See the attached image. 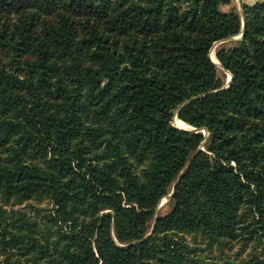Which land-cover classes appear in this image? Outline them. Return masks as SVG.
Here are the masks:
<instances>
[{
  "label": "trees",
  "instance_id": "trees-1",
  "mask_svg": "<svg viewBox=\"0 0 264 264\" xmlns=\"http://www.w3.org/2000/svg\"><path fill=\"white\" fill-rule=\"evenodd\" d=\"M231 1L0 0V262L264 264V0L238 38Z\"/></svg>",
  "mask_w": 264,
  "mask_h": 264
},
{
  "label": "rangeland",
  "instance_id": "rangeland-1",
  "mask_svg": "<svg viewBox=\"0 0 264 264\" xmlns=\"http://www.w3.org/2000/svg\"><path fill=\"white\" fill-rule=\"evenodd\" d=\"M256 1H260V0H232L230 4H224L222 8L225 11H230L231 9H235L239 11V13L242 15V11L244 12L243 5L253 4ZM239 36H241V34ZM228 40L229 39L219 40L216 43H214V45L211 48V56L213 60H215L218 63L219 75L221 76V78L225 80L226 85L228 84V81L230 80L232 74L228 70H226L225 67H223V65H221L219 60H217L218 58H217L216 52L218 48L220 47L221 43H225ZM185 123L188 124L187 122ZM190 127L191 125L188 124V127H187L188 129L193 128V126L191 128ZM204 132L206 135H208V132L206 130H204ZM5 204L9 208L14 207L16 209H23L29 212L31 215H33V217L38 218V219H44L46 214H50L54 206L53 203L50 201V199H45L41 202L32 200L29 202H23V203H18V204H12V202H6ZM169 209H170V205L168 203V196H165L159 203L157 211L160 214H164ZM188 241L192 242L193 238L189 236ZM199 246L203 248L202 250L198 252L201 253V255H204L203 256V258H205L204 261L205 262L213 261L216 264H237L238 261L235 260V258L238 255H239V258L245 257L247 252L251 249V248H244V250H242V248L238 244L236 245L233 244L232 246H223L222 249L219 245L215 244L212 250H208L207 247L203 245V242H201ZM258 250L260 251L264 250V245L259 246ZM0 260H1V256H0ZM0 264H4V263L0 262Z\"/></svg>",
  "mask_w": 264,
  "mask_h": 264
},
{
  "label": "bare ground",
  "instance_id": "bare-ground-1",
  "mask_svg": "<svg viewBox=\"0 0 264 264\" xmlns=\"http://www.w3.org/2000/svg\"><path fill=\"white\" fill-rule=\"evenodd\" d=\"M174 124L180 128H187L188 124H186L184 121H182L180 118L175 117ZM192 127V126H191ZM190 127V128H191Z\"/></svg>",
  "mask_w": 264,
  "mask_h": 264
},
{
  "label": "water",
  "instance_id": "water-1",
  "mask_svg": "<svg viewBox=\"0 0 264 264\" xmlns=\"http://www.w3.org/2000/svg\"><path fill=\"white\" fill-rule=\"evenodd\" d=\"M242 16H243V30H242V33H241V36H242V34L244 33V28H245V15H244V12L242 11ZM241 36H237L236 38H238V37H241ZM233 37H231V38H229V39H232ZM215 61V60H214ZM216 62V61H215ZM217 63V62H216ZM218 64V63H217ZM231 81H232V75H231V78H230V80L228 81V84L227 85H230L231 84ZM177 117V116H176ZM184 129H186V130H189L188 128H184ZM192 129H196L195 127H193Z\"/></svg>",
  "mask_w": 264,
  "mask_h": 264
}]
</instances>
